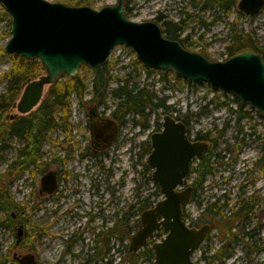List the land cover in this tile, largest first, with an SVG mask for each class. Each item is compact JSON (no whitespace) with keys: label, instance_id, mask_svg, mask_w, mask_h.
<instances>
[{"label":"rangeland","instance_id":"1","mask_svg":"<svg viewBox=\"0 0 264 264\" xmlns=\"http://www.w3.org/2000/svg\"><path fill=\"white\" fill-rule=\"evenodd\" d=\"M47 1L61 3L71 7L86 6L97 11L106 6H114L117 3V0ZM189 1L190 0H127L124 6L130 9V20L134 22H158L159 18L165 17L164 22L179 23L185 19V29L182 33L183 37L190 36L192 42H199L197 45H194L195 51L204 50V53L210 61H224L228 58L225 46L230 40V30L233 24L236 25L238 30L242 29L244 32H253L255 40L259 43V46L264 52V6L258 15L252 17L243 15V17L237 20L238 11L236 6L232 8L229 15L226 16L218 9L207 10L201 13L198 9H193ZM238 1L239 0L236 1V4ZM4 13L6 12L0 5V78L11 66L8 59L9 55L4 52V47L10 39L11 20L9 16L7 15L6 17ZM187 15L190 16L188 20L186 19ZM198 17L200 21L207 24V26L204 27L199 25L197 23ZM159 25L162 26V24ZM1 51H3L4 54H2ZM135 58L134 52L126 46L116 47L112 51L107 64L112 65L110 74L119 79L114 80L107 89V100L104 105L108 109L104 107L100 108V110H105V116L108 112H113L115 109L116 100L112 98L111 91L121 85L122 81L120 79H123L127 73L131 72L134 76V81L137 82L139 87L144 86L149 94H153L158 99H166V105L170 106L172 109V112L169 114L174 117H182L188 114L192 115L193 118L190 124L193 132H210L211 137H216L221 130L225 129L223 136L217 141L213 152L220 154V156L224 158H229L224 151L226 147L234 146L236 143L235 138L243 139L244 143L239 150V157L235 163V173L239 175L235 176L233 183L243 184L246 180L250 182L252 176L256 177L259 175L262 179L258 186L264 183V164L260 165L259 170L255 169L254 165L261 155V138H263L264 131V120L261 118L259 112L249 106L240 109L235 101L237 100L235 97L219 90L213 91L206 84L201 83V85H199L198 83L178 79L175 76L176 73L173 71L166 75L164 71L153 70V73L148 74L143 68L135 69ZM78 74H83L87 78L88 84L91 82L92 70L90 68L83 71L79 70ZM39 77L40 76L37 78ZM166 77L168 82L166 81ZM48 90L49 87L44 89L42 100L45 98ZM2 91H4V88L3 85H0V92ZM91 98V86L89 84L82 102H79V100L73 96L70 98L69 131L57 130L49 134L50 137L57 139V141H66L71 138L70 142L63 145L69 146L70 143H73L75 157L78 156L80 150H85L89 144V133L86 127V111L87 106L96 105L95 103H89ZM210 102L212 103L210 104ZM215 104L223 105L215 106ZM204 107L208 111L207 114L201 113V109ZM37 108L38 107L33 109L32 114L36 112ZM106 111L108 112L106 113ZM158 113H161V111L150 114L147 120L148 128L146 129L135 126L133 121L136 122L138 120L137 118L132 119V117H130L125 121L126 125L123 127V132L128 136L126 138L127 140L125 141V138H123L124 136H119L117 138L115 146L102 158L103 168L98 167L96 161L91 158H87L82 162L83 164L82 167L79 168V171H82L83 165L87 166L89 170V175H87L88 178L82 180L84 186L82 188V206L77 203V197L75 199H70L69 202H63L61 209L63 217H61L59 223L55 225V220L59 218L53 214L55 206L48 198L39 194L40 185L38 180H31V178H28L27 174H24L19 181H16L15 186H10L11 196L16 202H27L29 199L28 208H31L33 204L37 202L40 203V207L37 210H27L25 212L29 220L30 226L28 230L33 236V244L22 247L17 246L15 248L16 231L5 233L0 231V258L10 251V255L13 253H32L36 255L39 264H79L82 260L87 258V250L93 238L95 240L97 239L94 233L103 231L104 234L102 235V239H104V243L102 244L105 246L103 248L104 258L101 263L107 264V262L111 260L118 262V258H120L119 264H131L132 259L126 253V247L129 237L140 228V223L139 227H133L136 221L140 220V216L144 212L137 211L138 204L142 199L148 197L149 194H152L155 192L156 188H158L151 180L152 170L147 164L148 155L145 154V147L150 144V135L161 127L157 124L156 119L159 118V122L162 124V119L165 116L160 114L157 117ZM240 113L248 114L249 118L238 121L237 116ZM7 115L20 116L16 109H11L4 116L2 124L6 121ZM253 132L255 135H253ZM130 133L133 135L132 140H129L131 138ZM51 149L49 143L43 146L47 160L50 156L49 152ZM75 157L72 162L65 165V170L70 171L76 164L77 160ZM209 161L211 162V158H209ZM107 170L113 172L111 180L107 177ZM249 171L252 172V176L248 174L244 175ZM261 171L263 172L261 173ZM194 177V174H191L188 180L191 182ZM210 181V177L207 176L203 183L204 189L196 196L199 203L203 201V204H209L211 202L208 188ZM92 182L94 185H98L99 188V196L96 198L90 197L93 186V184H91ZM108 184L110 187L115 185L119 186L118 200H116L115 203L110 199L111 195L107 191ZM72 189L73 183L71 181H67L63 184V191H65L64 194L66 196L69 197V195L72 194ZM152 199H155L152 204L153 206L157 201L161 200L162 197L159 193L158 196L152 197L151 200ZM234 203L235 197L233 196L231 201L232 206ZM131 206L134 207V214L131 219H129L128 225L132 227V229L130 234L127 235L128 237L125 239L124 243H120V256L118 257L116 251L117 244L110 238L111 234H107V232L113 228L117 221H115L116 218L113 216V213L119 212L120 221L117 223L116 228L119 230V237L125 235L126 229L123 222H121V218H123L124 214L129 212ZM191 209H193V206H191ZM232 209L234 210L233 207ZM258 209L263 211L262 219H260L259 222L264 226V205L259 206L255 210ZM68 210L73 213H68ZM97 213L98 216L92 221L93 216ZM195 213L198 214L199 211L197 210ZM87 221L91 223L90 230H87ZM102 224L104 225L103 229L101 228ZM220 224L221 223L218 222V226H220ZM257 224L258 220H256L255 217L250 218L247 230L256 227ZM40 228H44L43 232L45 234L40 238H36L35 236ZM94 228H97V230L92 231ZM73 235H79L82 238L72 249L73 254L81 255V258L76 260L72 259L69 255L63 254L67 246V240ZM113 247L115 249H113Z\"/></svg>","mask_w":264,"mask_h":264},{"label":"water","instance_id":"2","mask_svg":"<svg viewBox=\"0 0 264 264\" xmlns=\"http://www.w3.org/2000/svg\"><path fill=\"white\" fill-rule=\"evenodd\" d=\"M126 1L117 0L116 5L97 11L47 0H0L11 20L5 54L38 59L45 68L44 75L24 85L16 103L19 114L27 115L38 107L44 89L60 76L73 78L83 65L91 70L101 68L116 47L126 46L145 68L171 70L186 81L206 84L264 116V61L259 54L244 50L225 61H210L166 39L156 23L128 19ZM263 6L264 0H239L236 9L252 17ZM98 126L101 135L104 130L101 125H94L93 139L98 138ZM111 138H107V144ZM150 147L147 164L162 199L141 214L130 252H137L155 231L164 227L169 235L153 247L154 264H188L190 252L201 243L207 227L189 231L182 224L181 207L191 194V188L184 186L190 162L201 160L208 145L190 142L185 126L167 114L161 131L151 134ZM54 182V174H46L41 179L42 191L50 194ZM22 264H35L33 256H24Z\"/></svg>","mask_w":264,"mask_h":264},{"label":"flooded vegetation","instance_id":"3","mask_svg":"<svg viewBox=\"0 0 264 264\" xmlns=\"http://www.w3.org/2000/svg\"><path fill=\"white\" fill-rule=\"evenodd\" d=\"M164 19L165 17H161L158 19V22L156 21L154 23L160 27L159 24L163 25L165 23ZM182 33L183 32H179V37L181 39L187 38L191 41L190 36L183 37ZM101 107L108 109L104 104L100 106H87L86 127L89 133V144L85 150H80L78 156L75 157V148L73 147V143H70L69 146L63 145L67 142H70L71 138H66L68 139L66 141H57V139L49 137L45 139L38 147L36 156H39V159L37 163L31 161L27 156L25 157V148H28V151L31 150V147L28 145V137L24 136L21 138L19 136L22 133H15L10 128V125L16 119L20 117H30L32 111L27 115L20 114V116H6V121L3 122L1 126L0 136V231L3 233L9 231L13 232L14 230L16 231L15 248L17 246L22 247L33 244V236L28 230L30 224L25 212L27 210H37L40 207V203L37 202L36 204H33L31 208H28L27 205L29 204V199L27 202H16V200L11 196L10 186H15L16 181H19V179L24 174H27L28 178H31V180H38L40 185L39 194L45 196V198H48L55 206L53 214L54 216L59 217L57 220H55V225L56 223H59V220H61V217H63V212L61 210L63 202H69L70 199H75L77 197V203L82 206V188L84 187L82 180L88 178L87 175H89L88 167L85 165H83L82 171H79V168L82 167V162L87 158H91L96 161L98 167L103 168L102 158L115 146L117 138L119 136H124L123 138H125V141L127 140L126 138L128 136L124 134L123 127L126 125L125 121L132 117V115H126L125 121L119 125L110 118V114L112 112L106 111V113H108L105 116V110H100ZM12 109H16V102L14 105H12ZM263 117L264 116L261 115L262 119ZM190 122L187 124L181 122L185 126L189 141L193 143L205 142L208 145V148L202 159L207 157L209 160V158H211V162L209 161L211 168V174L209 177L211 181L208 186L211 202L209 204H203V201L199 203L196 196L204 189L203 183L197 187H193L192 182H187L186 179L184 189L190 187L191 194L189 201L181 207L182 224L189 231L200 230L203 227H207L205 233L203 234L201 243H199L197 247L190 252L188 264H264V226L261 222H259L260 219H262L263 211L261 209L255 210L259 206L264 205V183H261L258 186L262 177H260V175L253 177L252 172L249 171L244 175L248 174L252 176L250 182L246 180L243 182V184L233 183L235 176L239 175L235 173V163L239 157V150L242 148L244 140L235 138V145L232 147L227 146L224 150L229 158H224L223 156H220V154L213 152L217 141L220 138L216 140L215 145L212 147L213 149L210 150V143L202 141L198 138V133L201 131L193 132ZM133 123L135 124L134 121ZM94 125H101L103 127V136L101 135L100 126H98V138H92L91 129L93 130ZM160 126H162V124H160ZM159 131H161V127L156 130V132ZM201 133L204 134L207 132ZM253 135H255V133ZM110 136L112 138L107 144V138ZM132 136V133H130L131 138L129 140L133 139ZM34 141L36 142L37 140ZM46 143L50 144V149L52 148L49 152L50 156L48 160L46 158V152L43 150V146ZM150 152L151 147L149 154ZM74 157L77 160L76 164L70 171L65 170V165L69 162H72ZM201 160L193 159L190 162L189 176L190 172L198 167ZM261 164H264L262 149L259 159L254 163L255 169L259 170ZM262 172L263 171H261V173ZM48 173H53L55 180L54 189L50 194L42 191L41 185V179ZM112 174L113 172H111V170H107V177L109 180L112 179ZM67 181H71L73 183L72 194L69 195V197L66 196L64 194L65 191H63V184ZM91 184H93V186L92 191L90 192V197L96 198L99 196L98 185H94L93 182ZM118 187V185L110 187L109 184L107 186V191L111 195L110 199H112L114 203L116 200H118ZM233 196L235 197V203L232 206L231 201ZM31 197L33 198L32 194ZM9 205H11L12 209L9 208ZM191 206H193V209H191ZM133 208L134 207L132 206L129 208L128 214L130 219L134 214ZM197 210L199 211L198 214L195 213ZM67 212L70 214L73 213L70 210ZM125 215L126 214H124V216ZM97 216L98 213L93 216L92 221ZM113 216L116 218L115 221H117L115 222L113 228L107 232V234H111L110 238L116 242V251L117 256L119 257L120 233L116 228L117 223L120 221L119 212H114ZM252 217H255L256 220H258V224L256 227L247 230L249 222L245 223V220H249ZM233 219L236 220V226H234L231 230H228L224 224L230 223ZM218 222H220L222 226L221 224L218 226ZM86 225L87 230H90L91 223L87 221ZM103 227L104 225L102 224L101 228L103 229ZM95 230H97V228L92 229V231ZM43 231L44 228L38 229V233L35 237L40 238L45 234ZM137 231L138 230H136L131 235V237H129L126 247V253H129L128 255L132 259L131 264H154L155 253L153 251V247L156 244H161L164 240H166L169 235L168 232L165 231L164 227H160L146 240L145 245L141 249H139L137 252H130V242ZM94 234H96L97 239L95 240L93 238L91 245L89 247L87 245V258L82 260L79 264H102L101 262L104 258L103 248L105 246L102 244L104 243V239H102L104 232L102 231ZM81 239L82 238L79 235L70 236L69 240L66 242L67 246L63 251V254L71 256L74 260L80 259L81 255L73 254L72 249L79 241H81ZM113 249L115 248L113 247ZM27 255H32L35 264H39L38 260L36 259V255L32 253H13L10 255V251H8L5 256L0 258V264H22L23 257ZM119 261L120 258H118V262L111 260L107 262V264H119Z\"/></svg>","mask_w":264,"mask_h":264},{"label":"trees","instance_id":"4","mask_svg":"<svg viewBox=\"0 0 264 264\" xmlns=\"http://www.w3.org/2000/svg\"><path fill=\"white\" fill-rule=\"evenodd\" d=\"M236 1L237 0H190L189 3L193 9H198L201 13H204L207 10L218 9L228 16L230 10L236 6ZM124 8L127 18L131 19L130 9L127 6H124ZM4 15L7 17L6 13H4ZM241 17H243V14L237 12V20ZM186 19H190V16L187 15ZM184 21L186 20L184 19L179 23L165 22L162 26H160L163 36L168 40L178 42L185 50L196 52L202 55L204 58L210 60L204 53V50L195 51L194 45H197L199 42H192L187 38L181 39L179 37V32H183L185 29ZM197 23L204 27L207 26V24L200 21L199 17L197 18ZM229 39V42L225 46L228 58L244 50H251L256 54H259L264 61L263 49L255 40L253 32H244L242 29L238 30L236 25L233 24L230 30ZM1 53L4 54L3 51H1ZM8 59L11 63V66L5 73L2 74L0 78V85H3L4 88V91L0 92V136L2 120L4 116L12 109V105H14L16 100L19 98L24 85L27 82L36 79L38 76L45 74V68L38 59H26L15 55H9ZM134 65L135 69L143 68L148 74L154 72L153 70L145 68L136 58ZM87 69L88 67L83 65L79 70L83 71ZM111 69L112 65L106 64L101 68L92 70V80L89 83L91 86L92 98L89 100V103H95L97 106L105 104L109 85L114 80L119 79L110 74ZM164 73L167 75L172 73V71L165 70ZM175 76L178 79H182L177 74H175ZM120 80L122 81V84L111 91L112 98L116 100L115 109L111 113V119L117 124L121 125L125 121V116L131 114L132 119H138L135 122V126L146 129L148 128L147 120L151 113L155 114L158 111H161V113L157 114L158 117L160 114L167 115L172 112L171 107L166 105L165 98L158 99L153 94H149L144 86L139 87L137 82L134 81V76L131 72L127 73L125 77ZM166 81L168 82L167 77ZM89 84L87 83V78L83 74H77L73 78H68L66 75L60 76L56 83L49 86V90L45 98L41 101L34 114H32L30 117L18 118L10 125V128L13 132L22 133L19 137H28V145L31 147V150L28 151V148H25V157L27 156L31 161L37 163L39 159V156H36L38 147L45 139L50 137L49 134L57 130H65L67 132L69 131L70 98L73 96L77 98L79 102H82ZM198 84L201 85V83ZM208 87L213 91H217L210 86ZM235 101L240 109L246 106L239 100ZM212 102H210V104ZM218 105L223 104H215V106ZM201 113L207 114L208 111L204 107L201 109ZM174 118L183 122L184 124H187L192 121L193 116L188 114L182 117ZM246 118H249L248 114L246 113H240L237 116L238 121ZM156 122L160 126L159 118L156 119ZM224 132L225 129L221 130L220 134L216 138L211 137L210 132L204 134L200 132L198 133V138L202 141L209 142L211 145L210 150H212L216 140L221 138ZM34 140L37 141L35 142ZM261 142L264 161V131ZM149 151L150 147L149 145H146L145 154L148 155ZM191 174H194L195 176L191 180L193 187H197L204 183L205 178L211 174L208 158L205 157V159H202L199 162L198 167L190 172V175ZM188 179L189 177L187 178V182H189ZM158 195L159 189L156 188L155 192L149 194L148 197L142 199V201L139 202L137 211L143 212L147 209H150L155 201V199L151 200V198ZM9 208L12 209L11 205H9ZM126 215H123V218H121V222H123L126 229L125 235H121L119 238L121 244L124 243L125 239L128 237L127 235L130 234L132 229V227L128 225L130 219L129 214L127 213ZM248 222L249 220L246 219L245 223ZM139 223L140 220H137L133 227H139ZM224 225L228 230H231L234 226H236V220L233 219L230 223H225Z\"/></svg>","mask_w":264,"mask_h":264}]
</instances>
